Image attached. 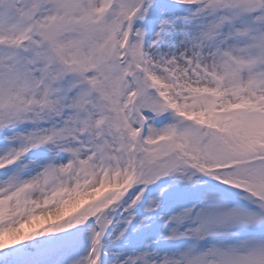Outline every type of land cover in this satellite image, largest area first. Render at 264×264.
Listing matches in <instances>:
<instances>
[{
    "label": "snow or ice",
    "instance_id": "obj_1",
    "mask_svg": "<svg viewBox=\"0 0 264 264\" xmlns=\"http://www.w3.org/2000/svg\"><path fill=\"white\" fill-rule=\"evenodd\" d=\"M0 264H264V0H0Z\"/></svg>",
    "mask_w": 264,
    "mask_h": 264
}]
</instances>
